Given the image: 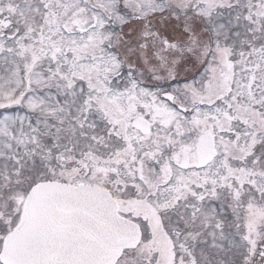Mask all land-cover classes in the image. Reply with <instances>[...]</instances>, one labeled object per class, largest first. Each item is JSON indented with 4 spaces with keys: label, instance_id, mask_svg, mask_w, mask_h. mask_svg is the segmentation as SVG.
<instances>
[{
    "label": "snow or ice",
    "instance_id": "snow-or-ice-1",
    "mask_svg": "<svg viewBox=\"0 0 264 264\" xmlns=\"http://www.w3.org/2000/svg\"><path fill=\"white\" fill-rule=\"evenodd\" d=\"M0 264H264V0H0Z\"/></svg>",
    "mask_w": 264,
    "mask_h": 264
}]
</instances>
